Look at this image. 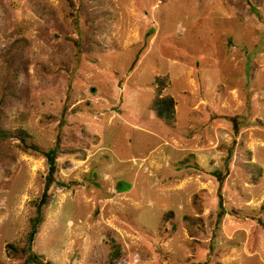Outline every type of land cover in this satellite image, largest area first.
Wrapping results in <instances>:
<instances>
[{
    "label": "rangeland",
    "instance_id": "1",
    "mask_svg": "<svg viewBox=\"0 0 264 264\" xmlns=\"http://www.w3.org/2000/svg\"><path fill=\"white\" fill-rule=\"evenodd\" d=\"M27 247L264 264V0H0V263Z\"/></svg>",
    "mask_w": 264,
    "mask_h": 264
},
{
    "label": "trees",
    "instance_id": "2",
    "mask_svg": "<svg viewBox=\"0 0 264 264\" xmlns=\"http://www.w3.org/2000/svg\"><path fill=\"white\" fill-rule=\"evenodd\" d=\"M154 94L151 99L150 109L154 112V114L160 118L165 120L166 122H170L175 117V108H174V99L171 95L164 93L167 87V79L157 75L154 77ZM15 135L18 136L20 141L25 142L26 133L20 129L15 130ZM55 148L49 149L45 156L47 158V162L49 164L48 174L46 176L48 180V176L54 171V162H55V155H56ZM46 180V183L48 181ZM47 186V185H46ZM39 212V211H38ZM170 215V214H168ZM168 217L167 215H165ZM40 221V216L37 215L35 218L32 219L31 229L28 234V240L31 241L33 234L36 232V227ZM9 247H12L10 244ZM13 252L18 254H22L24 256V263H34V264H52L49 262H42L39 257H37L31 250L30 247L27 248H20L19 251H16L15 248H12ZM119 249L115 247L114 250L110 253V260L119 257ZM5 264V263H0Z\"/></svg>",
    "mask_w": 264,
    "mask_h": 264
}]
</instances>
